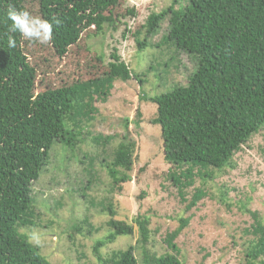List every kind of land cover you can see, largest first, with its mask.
<instances>
[{
	"label": "trees",
	"instance_id": "trees-1",
	"mask_svg": "<svg viewBox=\"0 0 264 264\" xmlns=\"http://www.w3.org/2000/svg\"><path fill=\"white\" fill-rule=\"evenodd\" d=\"M10 2L43 19L59 20V26H53L50 45L62 57L86 29L93 27L90 34L95 36L103 23L116 27L121 15L115 10L122 0H0V264H51L19 231L23 226L39 225L32 184L47 166L52 147L62 145L74 151L87 123L98 113L96 102L106 100L116 77L125 79L129 75L118 73L122 68L118 64H112V71H100L91 64L93 70L86 74L74 73L72 77L61 71L65 78L60 81L66 82L58 86L48 82L43 88L38 82L50 69L32 63L25 50L29 40L9 32ZM71 2L77 7L74 11L66 9ZM179 4L180 0H172L165 10L150 13L145 28L148 33L153 31L168 16L164 40L188 54L197 69L186 84L142 97L156 104L151 121L160 126L164 161L175 169L184 165L201 167L212 176L231 166L234 154L264 130V0H187L186 5ZM174 5L179 7L174 9ZM9 35L17 41L15 48L8 47ZM33 42L39 43V49L46 50L49 45ZM145 45L139 41V50ZM114 138L102 136L98 143L105 145ZM135 150L136 142L122 135L111 151L104 153L107 157L100 158L112 187L119 189L131 180ZM202 194L197 191L190 206ZM109 211L114 213L111 208ZM135 221L141 256L135 255L131 245L105 258L97 255L98 260L103 264H184L174 239L186 219L165 238L171 252L160 255L144 247L149 237L147 221ZM261 224L254 226L258 237L246 254L247 264H264ZM108 225L113 230L104 240L96 241L95 251L106 241L133 232L132 225L117 220L111 219ZM74 228L78 230L79 226Z\"/></svg>",
	"mask_w": 264,
	"mask_h": 264
},
{
	"label": "rangeland",
	"instance_id": "rangeland-1",
	"mask_svg": "<svg viewBox=\"0 0 264 264\" xmlns=\"http://www.w3.org/2000/svg\"><path fill=\"white\" fill-rule=\"evenodd\" d=\"M171 3L122 0L115 10L121 15L120 24L111 27L103 23L95 36L90 34L93 27L86 29L62 57L50 43L46 50L33 41L25 45L32 63L50 69L38 82L43 88L48 82L52 86L66 82L60 81L65 74L59 72L72 77L74 73L86 74L93 70L91 64L100 71H112V64H118L122 67L118 73L129 75L116 77L106 100L96 102L98 113L87 123L74 151L62 145L52 147L47 166L32 184L39 225L23 226L19 231L51 264H103L97 255L105 258L131 245L135 255L141 256L136 219L147 221L149 237L144 247L150 253L171 252L165 238L186 219L174 239L184 264H247L246 254L258 237L254 226L258 222L264 225V130L234 154L231 166L212 172V176L197 166L175 169L164 161L160 126L151 121L156 104L142 97L186 84L197 69L188 54L164 40L168 16L153 31L148 33L145 28L150 13L163 11ZM68 4L67 10L77 9L74 2ZM186 4L187 0H180L179 5ZM139 41L146 43L140 50ZM86 46L88 50L83 49ZM107 135L115 138L105 145L98 143ZM122 135L136 142V150L131 180L118 189L111 186L99 160L107 157L104 153L108 154ZM197 191L203 194L190 206ZM111 219L132 225L133 232L106 241L95 251L96 241L112 232Z\"/></svg>",
	"mask_w": 264,
	"mask_h": 264
},
{
	"label": "clouds",
	"instance_id": "clouds-1",
	"mask_svg": "<svg viewBox=\"0 0 264 264\" xmlns=\"http://www.w3.org/2000/svg\"><path fill=\"white\" fill-rule=\"evenodd\" d=\"M7 17L11 21L9 32L19 33L20 36L29 41H39L48 44L53 40V26H59V20L52 21L35 16L28 10L18 9L13 3L7 5ZM16 39L8 36V47L15 48Z\"/></svg>",
	"mask_w": 264,
	"mask_h": 264
}]
</instances>
